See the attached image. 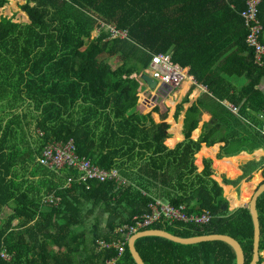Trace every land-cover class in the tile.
<instances>
[{"label": "trees", "instance_id": "obj_1", "mask_svg": "<svg viewBox=\"0 0 264 264\" xmlns=\"http://www.w3.org/2000/svg\"><path fill=\"white\" fill-rule=\"evenodd\" d=\"M6 2L0 0V7ZM20 8L27 22L0 16V252L11 258L0 257V264H136L128 241L120 256L114 246L100 247L97 241L124 240L116 229L137 226L135 218L149 212L155 199L183 205L187 214L209 212L211 219L204 225L163 221L138 231L227 235L241 244L249 264V210L230 211L224 191L263 161L243 166L236 181L222 176V186L212 161H198L213 158L217 142L222 143L218 159L264 146V60L257 66L245 41V0H26ZM257 19L264 44V0ZM101 22L126 36L111 37L99 28ZM166 53L206 88L186 109L184 139L175 145L180 123L168 116L169 128L164 115L156 120L158 107L148 113L138 109V77L154 55ZM203 111L211 117L194 139ZM69 138L79 156L117 169L125 183L65 187L76 172H54L37 159L46 143ZM202 143L212 148L200 151ZM242 158L249 157L242 153ZM225 159L214 160V168L235 178L240 158L232 166ZM262 175L264 183V168ZM259 181L252 179L245 188L250 193ZM49 195L58 201L43 202ZM229 198L233 207L241 206V197L230 193ZM4 207L11 209L7 216L1 215ZM256 207L259 253H264V193ZM135 245L145 264H237L235 250L220 241L182 244L143 236ZM262 261L264 256L257 264Z\"/></svg>", "mask_w": 264, "mask_h": 264}, {"label": "built area", "instance_id": "obj_2", "mask_svg": "<svg viewBox=\"0 0 264 264\" xmlns=\"http://www.w3.org/2000/svg\"><path fill=\"white\" fill-rule=\"evenodd\" d=\"M259 2L260 0H245L246 8L241 11V16L248 28V33L245 39L246 44L253 49L254 63L261 67L263 66L264 60V44L260 43L258 38V33L262 28L257 19ZM0 8L3 10V6ZM1 16L6 15L1 13ZM100 26L107 29L111 37L126 36L124 30L118 29L114 25H105L101 22L99 28ZM99 28L95 29L97 33ZM144 72L158 82L159 88L169 87L170 89H176L180 87L186 79L193 78L189 75L187 67H181L174 63L171 59V55L168 53L154 55L149 68ZM233 109L235 110L234 107ZM37 161L43 167L54 172H58L62 169L76 172L75 174L72 173V175L65 180V187H70L73 182L85 184L86 187H88L87 184L89 181L104 182L107 180H114L118 183H125V180L120 176L117 169L113 168L105 170L99 168L87 158L79 156L76 153L75 144L72 138H69L66 141H52L46 143L43 146ZM57 201L58 199L54 195H49L43 198V202L56 203ZM210 219L211 214L209 212L202 214H187L183 205L174 207L165 201L155 199L149 204V212L145 213L140 218H135V220H137V226L124 225L116 229L117 231H122L121 233L123 234V237L126 236L124 240L119 239L115 242L108 243L103 240H98L97 244L100 247L114 246L117 249V256H120L123 252L125 242L129 240L131 234L138 232V228H146L163 221H167L168 223L182 222L204 225L207 224ZM0 257L6 261L11 259L4 250L0 252Z\"/></svg>", "mask_w": 264, "mask_h": 264}, {"label": "crops", "instance_id": "obj_3", "mask_svg": "<svg viewBox=\"0 0 264 264\" xmlns=\"http://www.w3.org/2000/svg\"><path fill=\"white\" fill-rule=\"evenodd\" d=\"M10 1L11 0H7V2H9V3H10ZM10 14H12V13H10ZM26 20H25V22H26ZM187 70H188V68H187ZM143 73H145V72H143ZM139 82H140V89H139L140 97H139V102H138V109L141 110V111H143L144 113H148V112H151L154 108L158 107L159 108V111H158L159 113L158 114L157 113H154L156 120H158V116L160 117V115H164L165 116V120L164 121L169 124V128H170V123L167 121L168 116H170L174 121L180 123V135H181V138L179 140H177L174 143V145L176 143L180 142L181 140H183L184 139V135L182 133V128H183V119H184L185 111L196 100V98L199 95L203 94L204 92L206 93V88L203 87V86H201V85H198L196 83V81L194 80V78H192V79H189L188 78V79H186V81L180 87H178L176 89H170L169 87H166V89H167L166 90V97L165 98H160V94L159 93H160V89L161 88H157L155 90H152V89L149 88V86L141 78L139 79ZM162 88H165V87H162ZM172 91H173V93H171ZM186 97H187V100L182 103L183 109L181 111H179L178 114H176L177 106ZM169 100H172V103H173L172 105H170L168 103ZM161 101L165 105L162 110L159 107L161 105ZM223 102L226 105H230L227 101H223ZM210 117H211V114L208 113L207 111H203L202 112V114H201V120H200V122H198L197 127L193 130V132L195 130H197V133H196V135H194V133L192 132V135H191L192 138L196 139L199 136V134L201 132V128H202L203 122H207L210 119ZM169 128L167 129V132L170 135L168 138H172L174 135L169 132ZM262 129L264 130L263 125H262ZM221 144H222L221 142H217V143H215V144L212 145V146H214V145L217 146V150H216L213 158L212 157H209V156H202L198 160L199 162H201V160L203 158H207V159H210L212 161V169L216 172V176L214 177V179L221 186H222V176H224L226 179H228L230 181H236L240 177L243 176V170H242V167L243 166H245L246 164H248L250 162H257L258 163L261 160L263 161V163H261V165H260V168L258 167V169H256L252 173L247 174L246 176H244L243 179L240 181V183L238 185H236V186H234V185L227 186V187L230 188V190L228 192V196L226 195V192L224 191V196L226 197V199H228L229 203H232V199L229 198V194L230 193H235L237 199H240L239 189H240V192H242L244 185L245 184L252 183L251 182L252 179H255V181H259L260 180L256 185H254V187H253L254 191L257 188V186H259L260 184H262V181H263V175H262V173H263V168H264L263 167V165H264V146H262V148H259L257 150H254L251 153H248L246 151H242L237 156H233V157H223L221 159H218L217 158V154L219 153ZM174 145H172V146L167 145V146H168V148H173ZM212 146H207L205 143H202L200 151L203 148H205V149L206 148L207 149L208 148H212ZM257 152H259V155H256ZM242 153L243 154H246L249 158H242ZM225 158L226 159L227 158L228 159L235 158V161L233 163H229L230 165L235 164V162H237L236 161L237 158H240L238 160V165H237V168H236L237 175H236L235 178H227L224 173H220L219 171H217L214 168V166H213L214 160H216V159L217 160H222V159H225ZM227 161H229V160H227ZM223 162L224 163H227L226 160H224ZM255 175H258L259 176V179H257ZM217 178H218V180H217ZM252 190L250 189V192ZM247 205L248 204H241V206L233 207L232 204H229V210L230 211H235V210H237L239 208H246ZM262 256H264V253H260V257H262ZM262 263H264V262L262 261Z\"/></svg>", "mask_w": 264, "mask_h": 264}, {"label": "water", "instance_id": "obj_4", "mask_svg": "<svg viewBox=\"0 0 264 264\" xmlns=\"http://www.w3.org/2000/svg\"><path fill=\"white\" fill-rule=\"evenodd\" d=\"M25 13V12H24ZM26 14V13H25ZM28 17V15L26 14ZM140 78L149 86L150 89L155 90L159 88L158 82L154 80L149 74L143 73ZM264 193V183L257 186L255 191L252 193L248 205L246 208L249 210L252 224H253V246H252V257L249 264H257L260 253H259V240H260V228H259V219L256 203L258 198ZM143 236H162L170 239L172 241L182 243V244H191L197 242H212V241H220L228 246L232 247L236 253V261L237 264H244V256L241 244L234 239L233 237L227 235H206V236H198L192 238L179 237L175 235H171L163 230H142L134 233L128 240V246L130 249V253L135 260L136 264H145L141 255L139 254L135 242L138 238Z\"/></svg>", "mask_w": 264, "mask_h": 264}, {"label": "rangeland", "instance_id": "obj_5", "mask_svg": "<svg viewBox=\"0 0 264 264\" xmlns=\"http://www.w3.org/2000/svg\"><path fill=\"white\" fill-rule=\"evenodd\" d=\"M12 1H14V8L12 7V6H10V3L9 2H6L4 5H3V10H1V8H0V16H1V13L3 14V15H6L7 17H9V16H11L12 17V19H13V21H18V22H25V13H24V11L23 10H21V8H20V5L21 4H24L25 3V1L26 0H12ZM12 7V8H11ZM10 13H12V14H10ZM21 13H24V14H21ZM26 18H27V16H26ZM28 21V18H27V20H26V22ZM97 34V31L96 30H94V31H92V35L93 36H95ZM115 62H117V60L115 61V60H113V64H115ZM161 89H160V98H165L166 97V88H162V87H160ZM171 93H173V91L171 92ZM164 101V100H163ZM168 103L170 104V105H172L173 103H172V100H169L168 101ZM164 104L162 103V101H161V105L159 106L160 107V109L162 110L163 108H164ZM148 110V109H147ZM166 112V111H165ZM164 112V113H165ZM233 159H235V158H233ZM226 160V162L227 163H225V164H228L229 166H232V165H230L229 163H233V162H229V161H227L228 160V158L227 159H225ZM235 161V160H234ZM256 176V178L257 179H259V176L258 175H255ZM254 176V177H255ZM249 186V184H245L244 185V187H243V190H242V192H240V189H239V196L241 197V204H248V201H249V199H250V197H251V195H252V193H253V191H254V189L249 193L248 192V189L247 188H245L246 186ZM250 187V186H249ZM226 195L228 196V194L226 193ZM228 200V199H227ZM229 202V201H228ZM230 204V203H229ZM11 212V209L9 208V207H4V209H3V212H2V216H7L9 213Z\"/></svg>", "mask_w": 264, "mask_h": 264}]
</instances>
